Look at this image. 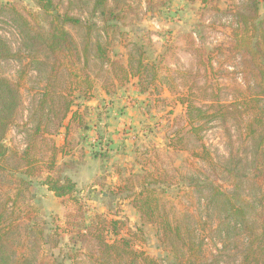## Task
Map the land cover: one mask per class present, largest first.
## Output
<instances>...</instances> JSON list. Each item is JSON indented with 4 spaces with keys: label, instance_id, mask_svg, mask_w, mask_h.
Masks as SVG:
<instances>
[{
    "label": "rangeland",
    "instance_id": "374dc122",
    "mask_svg": "<svg viewBox=\"0 0 264 264\" xmlns=\"http://www.w3.org/2000/svg\"><path fill=\"white\" fill-rule=\"evenodd\" d=\"M51 1L58 13L80 19L79 26L67 27L81 47L99 38L117 68L140 49L156 64L159 77L136 86L137 78L125 79L123 71L118 77L91 54L89 70L96 87L90 98H74L76 115L68 134L51 123L50 132L33 138L31 119L46 66L38 70L28 63L14 11L29 19L39 8L35 0H0L6 7L0 11V36L19 54V60L0 62V75L21 80L20 104L3 139L0 215L25 216L29 209L36 216L33 221L23 218L15 228L14 247H1L0 264H14L13 249L25 254L24 264H49V257L55 264H99L89 257L95 241L82 242L86 233L78 229L96 216L119 220L121 236L133 249L159 264H178L158 226L142 217L146 215L135 198L143 184L164 191L158 198L169 216L192 220L195 242L203 240L198 257H192L194 264H240L246 242L239 232L225 230L216 217L203 229L207 216L215 215L195 179L202 181L212 173L206 158L217 163L219 172L230 151L239 157L251 153L245 129L254 102L239 57L228 51L235 42V14L245 0H106V8L119 14L107 23L94 10L95 0ZM258 1L264 16V0ZM220 106L232 114H218ZM193 111L206 116L194 121L196 130L190 125ZM175 133L179 137L173 146ZM200 143L206 158L197 156ZM57 150L58 163L70 156L77 162L65 171L75 182L70 197L58 198L42 183ZM23 154L36 174L13 170ZM190 176L193 183L188 182Z\"/></svg>",
    "mask_w": 264,
    "mask_h": 264
},
{
    "label": "trees",
    "instance_id": "16d2710c",
    "mask_svg": "<svg viewBox=\"0 0 264 264\" xmlns=\"http://www.w3.org/2000/svg\"><path fill=\"white\" fill-rule=\"evenodd\" d=\"M35 3L39 12L32 13L30 15L32 18H23L14 11L19 22L22 46L27 50L28 63L33 64L36 69L38 67V70L39 66H46L45 81L34 103L31 119V122L35 123L32 128L33 138L50 132L51 123H54L57 130L64 127L65 133L68 134L76 115V110L72 111L74 98L88 99L96 87V81L89 70L91 54L101 66L106 65L107 68L113 69L118 77V71H123L125 79L129 76L137 78L134 82L136 86H141L142 81L147 78L155 82L159 77L156 64L147 61L140 49L130 54L126 64L117 68L113 66L114 61L110 59L107 48L102 45L99 38L84 47L79 45L67 25L79 26L80 19L68 13H58L51 0H35ZM5 9L4 5H0L1 12ZM94 10L105 23L119 18L118 13L106 8V0H95ZM235 22L237 24L234 30L235 42L233 46L228 47V51L231 55L239 57L244 77L249 83L250 97L254 102L253 116L245 129L246 139L251 142V153L247 157H239L235 151L234 154L230 151L231 156L220 164L218 172L217 163L206 158L208 153L204 144L200 143L202 152L197 156L206 158V166L212 173L202 181L198 178L195 180H198L199 191L203 192L208 207L215 215L207 216L206 222H203V229L215 221L216 217L219 226H223L225 230L239 232L238 235L245 239L246 245L240 264H264V16L259 13V1L245 0L242 10L235 14ZM18 55L0 36V62L8 58H17ZM22 72L21 78L24 68ZM58 84L63 85L62 88H57ZM20 96L21 80L13 81L0 75V159L4 161L6 153L3 139L16 117ZM216 112L223 116L232 114L221 106ZM204 118H206L204 114L200 116L195 114V111L190 112L191 130H196L194 122L196 119ZM65 120L67 121L64 122ZM176 133L171 139L173 146L177 143L174 142L175 138L179 137ZM179 141L181 143L182 139ZM59 153H61L59 150L54 151L42 183L56 197H70L76 189L75 182L65 174V171L74 169L77 162L70 156L69 159L63 158L58 163L56 157ZM18 159L20 161L18 166L13 167L14 171H21L26 176L36 174L30 169L29 158L26 155H19ZM192 177H188V182L193 183ZM194 185H197V182ZM159 193L164 191L157 192L155 187L144 184L140 188L135 200L146 215L142 217L158 226L162 240L170 245L178 264L187 262L194 264L192 257L195 259L198 257L203 240L199 244L195 242L196 232L195 228L191 230L192 220L189 216V220L187 216H169L166 204L158 198ZM19 213L15 216H4L5 212L3 216L0 215V258L4 255L1 247L6 245L14 247L12 233L22 224L23 218L30 221L36 219L29 209L25 216H18ZM96 217L97 220L92 218L84 226L78 227L79 232L86 233L81 237L82 242L89 239L95 241L89 257L99 264H159L143 252L133 249L129 240L121 236L119 220ZM104 231L111 241L106 240ZM95 233L97 236L94 237ZM11 253L15 256L14 264H24L22 259H27L24 258L23 252L19 253L15 249ZM187 254L189 258H186ZM48 259H51L49 264H55L53 258Z\"/></svg>",
    "mask_w": 264,
    "mask_h": 264
}]
</instances>
